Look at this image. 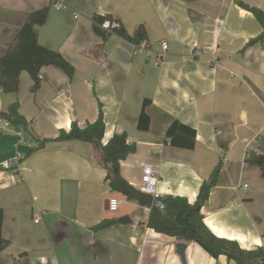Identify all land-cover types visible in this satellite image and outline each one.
<instances>
[{
  "label": "crops",
  "instance_id": "0c3cea01",
  "mask_svg": "<svg viewBox=\"0 0 264 264\" xmlns=\"http://www.w3.org/2000/svg\"><path fill=\"white\" fill-rule=\"evenodd\" d=\"M264 13V0H240ZM0 0V57L28 16L50 6L40 43L58 51L75 76L52 66L41 71L38 92L22 73L18 93L0 91V112L15 101L29 123L22 143L0 134V164L17 151L24 156L22 180L0 171L3 236L10 246L2 264H184L176 238L143 226L149 212L114 192L95 146L81 141L48 142L76 121L95 122L102 110L104 144L125 135L137 150L121 161L122 177L140 189L143 165L159 171V193L193 203L201 184L222 163L216 186L202 213L214 234L243 249L264 247V177L249 162L250 147L264 153V40L244 49L263 31L238 0ZM111 15L135 37L144 25L149 46L112 35L105 41L93 17ZM168 43L165 51L162 43ZM203 55L196 57L194 44ZM150 127L139 130L143 102ZM180 120L197 133L192 150L165 144L169 126ZM258 142V144H256ZM247 185V187H245ZM110 198L121 206L109 210ZM134 208L144 216L134 214ZM129 217L93 231L104 219ZM37 221V222H36ZM186 244L185 264H235L214 258L199 244Z\"/></svg>",
  "mask_w": 264,
  "mask_h": 264
},
{
  "label": "trees",
  "instance_id": "16d2710c",
  "mask_svg": "<svg viewBox=\"0 0 264 264\" xmlns=\"http://www.w3.org/2000/svg\"><path fill=\"white\" fill-rule=\"evenodd\" d=\"M62 0H52L51 5H56ZM191 1V0H185ZM239 4L258 19L263 31L255 39L250 40L244 49L254 46L264 40V13L258 7H251L246 3L238 0ZM50 6L41 8L32 12L22 28L16 35L14 42L8 48L4 56L0 57V91L5 94L18 93L21 85L22 73L27 72L33 79L32 90L38 92L42 78V69L44 67H55L67 74L70 80L75 76V66H73L58 51H54L40 43L38 40L37 28L45 25L50 12ZM106 20L110 21L113 26L110 29H104L103 24ZM94 29L98 36L105 41L112 35L125 38L137 46L142 42L149 46V37L144 25L139 27L135 37L129 35L125 25L115 20L111 15L101 17L95 15L93 17ZM150 100L145 99L143 109L141 111L138 123L139 130H148L150 127L149 116L146 113V107ZM20 103L15 101L9 105V109L0 112V115L10 120L18 128L24 131L28 129L29 123L20 113ZM106 131V121L102 110L95 122L82 127L78 122H74L69 131L61 130L59 136L53 140H43L39 146L34 149L40 150L48 142H65V141H81L95 146L97 159L99 164L107 171L106 181L114 192L120 193L129 201L138 203L141 207L152 206L148 215V220L142 224L153 229L155 232L165 234L176 238L182 243L199 244L214 258L225 256L227 260L234 261L235 264H264V247L247 250L243 249L239 242L229 238H221L214 234L205 223L202 209L209 202L210 193L216 186L219 173L221 171L220 163L209 181L203 182L199 194L193 203L187 197L181 195H167L162 198L164 208H159L153 203L150 195L142 193L140 189L132 186L126 181L120 170L121 161L136 152L137 145L129 143L128 137L125 135L115 134L112 139L104 144V135ZM165 144L173 148H179L192 151L196 147L197 133L193 127H189L180 120H175L165 133ZM264 149V139L259 140ZM249 162L260 167L262 176L264 177V154H258L249 159ZM4 210L0 208V253L10 246V241L3 236L4 227ZM116 219H104L101 223L95 225L92 230L99 231L111 227L116 224ZM2 264V263H0Z\"/></svg>",
  "mask_w": 264,
  "mask_h": 264
},
{
  "label": "built area",
  "instance_id": "2783aa9c",
  "mask_svg": "<svg viewBox=\"0 0 264 264\" xmlns=\"http://www.w3.org/2000/svg\"><path fill=\"white\" fill-rule=\"evenodd\" d=\"M62 2V1H61ZM61 2L57 3V6H61ZM113 26V24L106 20V22L103 24V28L110 29ZM163 49L166 51L168 49V43L163 42L162 43ZM147 49V43L142 42L140 46H138L137 52H143ZM193 53L196 57H201L203 55L202 51L199 48V45L197 43L194 44L193 47ZM0 134L1 135H14L17 137L19 142L22 143L23 137H24V130L22 128H18L14 123H12L10 120L2 117L0 115ZM258 144V142L256 143ZM250 151L255 153V155L258 154H264L261 151H256L255 145L251 146ZM24 156H22L20 151H17L13 158L10 160H6L0 164V171L4 173H12L16 179V181L22 180V174L24 171H31L29 167H24ZM143 178H142V184L140 186V191L143 193H146L150 195L153 199V203L159 207L164 208V203H162V194L159 193V171L157 168H155L151 164H144L143 165ZM247 187V185H245ZM109 210L116 212L119 207L121 206V201L118 198H110L109 200ZM143 209L150 212L152 209V206H144ZM37 222V221H36Z\"/></svg>",
  "mask_w": 264,
  "mask_h": 264
},
{
  "label": "water",
  "instance_id": "95a60500",
  "mask_svg": "<svg viewBox=\"0 0 264 264\" xmlns=\"http://www.w3.org/2000/svg\"><path fill=\"white\" fill-rule=\"evenodd\" d=\"M117 221L119 223H122V224H128V223H132V220L127 216V217H123V218H118ZM186 244L185 243H178L176 249H177V252L180 254L181 256V259L183 261V263L185 264L186 263Z\"/></svg>",
  "mask_w": 264,
  "mask_h": 264
},
{
  "label": "rangeland",
  "instance_id": "374dc122",
  "mask_svg": "<svg viewBox=\"0 0 264 264\" xmlns=\"http://www.w3.org/2000/svg\"><path fill=\"white\" fill-rule=\"evenodd\" d=\"M134 210H135V212H134V214H138V215H141V216H144V212H142V211H140V209L139 208H134Z\"/></svg>",
  "mask_w": 264,
  "mask_h": 264
}]
</instances>
